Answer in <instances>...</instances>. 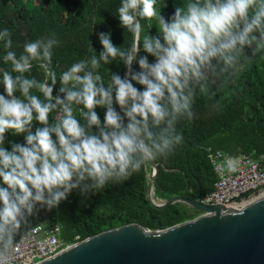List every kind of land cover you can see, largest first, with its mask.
I'll return each mask as SVG.
<instances>
[{
  "label": "clouds",
  "instance_id": "9594fccd",
  "mask_svg": "<svg viewBox=\"0 0 264 264\" xmlns=\"http://www.w3.org/2000/svg\"><path fill=\"white\" fill-rule=\"evenodd\" d=\"M158 2L120 0L119 26L132 34V46L122 50L110 32L99 33L102 51L59 78L52 67L55 34L26 42L17 54L10 30L0 29L2 59L11 65L0 69V264H11L17 237L30 235L42 210L58 209L75 190L87 197L125 182L172 154L184 141L178 122L195 117L197 93L208 95L235 74L242 57L251 61L245 49L252 56L264 50V0H183L169 18L162 15L166 2ZM153 19L157 34L144 37L147 55H140L141 21ZM117 58L127 71L110 73L105 84L97 70ZM33 61L40 62L43 80L25 75ZM97 108L105 110L103 121ZM8 134L24 142L8 150ZM219 167L235 173L238 163L226 156Z\"/></svg>",
  "mask_w": 264,
  "mask_h": 264
},
{
  "label": "trees",
  "instance_id": "16d2710c",
  "mask_svg": "<svg viewBox=\"0 0 264 264\" xmlns=\"http://www.w3.org/2000/svg\"><path fill=\"white\" fill-rule=\"evenodd\" d=\"M165 2L167 6L162 9V15L169 18L183 0H159L157 6ZM119 4L120 0H0V29L10 30L12 50L17 54L23 51L26 42L55 34L59 44L53 49L52 67L59 78L60 73L73 63L102 51L99 33L110 32L113 44L123 46L122 50L132 46V34L119 26ZM141 24L142 32L138 38L140 55H147L142 51L143 39L148 34H157V23L153 19L142 20ZM4 53L3 42L0 41V69L10 70V63L3 62ZM245 56L251 57V61L242 57L243 66H238L235 74L212 85L208 95L197 93L192 120L181 119L178 122L177 128L184 136L183 143L167 158L155 160L157 175L152 195L155 202L172 197L197 200L212 192L217 177L208 158L209 150H219L232 157L249 156L264 172V50L252 56L251 50L245 49ZM148 59L153 61L151 56ZM39 63L33 61L31 73L25 75L43 80L44 71ZM132 67L138 70L137 65ZM97 71L107 84L110 73L123 77L127 70L117 58L110 65L102 64ZM58 90L59 81L53 94L56 95ZM32 91L43 98L36 89ZM96 111L103 121L105 110L97 108ZM75 115L79 118L78 110H75ZM55 117V112L50 114V122ZM12 142L23 143L24 137L8 134L5 143L8 150ZM152 174L149 162L127 181L110 184L99 193H89L84 197L75 190L58 209L51 212L42 210L33 219V228L56 222L61 227L63 242L73 245L127 225L135 224L157 231L201 215V212L188 209L183 204L154 208L148 198Z\"/></svg>",
  "mask_w": 264,
  "mask_h": 264
},
{
  "label": "water",
  "instance_id": "95a60500",
  "mask_svg": "<svg viewBox=\"0 0 264 264\" xmlns=\"http://www.w3.org/2000/svg\"><path fill=\"white\" fill-rule=\"evenodd\" d=\"M150 163L151 205L183 204L201 215L164 230L135 224L109 230L39 264H264V194L233 208L185 197L157 203L152 196L157 165Z\"/></svg>",
  "mask_w": 264,
  "mask_h": 264
},
{
  "label": "built area",
  "instance_id": "2783aa9c",
  "mask_svg": "<svg viewBox=\"0 0 264 264\" xmlns=\"http://www.w3.org/2000/svg\"><path fill=\"white\" fill-rule=\"evenodd\" d=\"M226 157L221 151H208L217 180L213 191L201 198L206 205H222L226 208L245 205L264 194V172L249 156L234 157L238 163L235 173H226L219 167ZM74 245V244H73ZM61 239V227L56 222L38 225L27 237L21 236L12 252L11 264H39L68 249Z\"/></svg>",
  "mask_w": 264,
  "mask_h": 264
},
{
  "label": "bare ground",
  "instance_id": "6f19581e",
  "mask_svg": "<svg viewBox=\"0 0 264 264\" xmlns=\"http://www.w3.org/2000/svg\"><path fill=\"white\" fill-rule=\"evenodd\" d=\"M263 195V194H262Z\"/></svg>",
  "mask_w": 264,
  "mask_h": 264
}]
</instances>
